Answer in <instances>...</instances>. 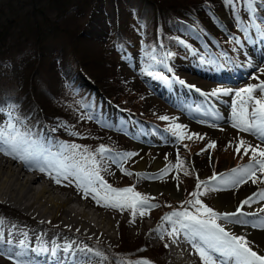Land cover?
Instances as JSON below:
<instances>
[{"label": "rangeland", "instance_id": "1", "mask_svg": "<svg viewBox=\"0 0 264 264\" xmlns=\"http://www.w3.org/2000/svg\"><path fill=\"white\" fill-rule=\"evenodd\" d=\"M2 1L5 0H0V6L3 4ZM127 1L130 5L134 6L139 0ZM215 1L218 5L216 8L213 5L215 11L213 15L210 13L212 17H210L209 22L203 19L202 21L194 20L198 29L191 28L192 41L187 44L189 50L183 55L188 56L186 60L173 55L172 52L165 49L149 50L142 48V45L136 42H134V47L131 51L119 55L118 59L120 65L117 72V79L122 84L126 93H130L129 95L131 97L137 99L139 116H134L131 113L119 114L114 108L107 107L97 102L88 104L87 102L81 101L82 98H77L79 99L78 103H81L80 107L85 111L88 119L92 120V123H94V127L97 126L101 129L96 132L97 135H115L117 136V139H121L123 144V149H115L116 147L112 144L109 148H105L109 151L105 153L103 158L97 153L94 154L95 160L98 161L99 164L101 177L113 188L119 189L133 187L134 191L150 197L151 199L148 203L153 205V207L146 209L143 216L137 212L135 218H133L131 209L120 211L119 209L106 208L100 205L98 207V204L96 206V202L91 196L85 198V194L77 188L74 179H71V181L62 179L60 183H57L55 179L50 178L47 172H39V170H35L34 175L43 178L45 184L50 186L49 189L52 188L51 191L55 192V194L53 193L54 195L60 198L71 195L69 197H72L74 200L70 205L65 207L73 206L78 208L79 204L89 205L87 206V211L91 210L90 212H93V210H96L102 216L105 215L107 218L106 220L111 223V226L108 228V234H102L98 236L99 238L94 235L79 232V229L77 232L74 229L64 226L59 227V231H56L54 224L49 226L50 231L46 230L48 234L54 233L59 238L64 237L66 239L71 235H75L74 238L76 239L81 238V240H93L111 247L118 243L119 236L122 234L130 242H141L142 239H145L148 241L149 246L152 247L150 250L160 255V261H162V264H173L168 259L169 243L171 242L169 239L174 238L167 235V233L171 231V225L168 222H162L163 226H161V223L155 220L156 218H153V213L157 216L163 209H169L171 212L179 210L194 211V208L190 207L186 202L193 199L190 194L193 191H196V184L198 182L197 178L200 182H208L213 174H216L218 177L221 174L226 176L230 174L231 169L250 163V154L243 157L238 156L235 152V147L241 138L249 143L255 144L250 140V137L253 136L238 132L236 129L232 128L231 118L221 120V122L218 119H214L212 115L211 118H199L196 116L192 119L187 114V111L189 110L187 107H190L192 113L200 115L199 112H195L196 108L198 109L199 106L198 102H203L204 99H208L206 98V94L217 88L231 90L230 95H227L228 99H231L234 96L235 91L249 86H258L264 82V73L259 71V69H264V64H260L259 69H250V65L253 63L255 65L257 60L256 56L252 55L251 51L247 48L250 39L253 41L264 39L263 2H256V4L250 5L249 0ZM105 2L110 4L109 0H106ZM104 5L105 9L107 8L108 10L109 5ZM257 5H259V7ZM138 10L140 11L143 9L140 6V8L138 7ZM222 11H225L228 15L227 19L220 17ZM5 19L6 17L2 15L0 9V20L4 21ZM226 27L233 30L237 37L226 34L224 36V45H221L218 40L213 38L211 28L225 32L227 30ZM238 37H240V39H238ZM236 40H239L240 43L237 44L235 42ZM226 42L229 45H226ZM8 49V46L3 49L4 54L2 58H0V73L5 77L10 76L12 72H15L16 75L20 76L23 74L21 69L24 67V61L26 58L28 57L30 60L32 59L30 55L33 54V49L29 44L25 46L23 51L18 53H15L12 48ZM231 56L234 58L235 63L230 60ZM150 63L158 67L156 69V74L158 73L170 82V84L164 88V94L160 93L161 87L152 83L151 79L147 77L148 73H143L144 70H148ZM161 64L167 66V71H165V68H163ZM12 65L14 70L12 69L10 71ZM14 66H16L17 70H15ZM243 70L245 73H243ZM226 75H239L242 76V78L229 83ZM3 76L0 77L2 78ZM83 79L88 82L89 87L98 89L95 83L87 78ZM180 81H184L185 83L181 84ZM175 85L178 86L176 91L179 93V97L170 101L167 98V95L169 94L171 96L170 98L174 97L170 92L174 89ZM151 87L154 88V90H151ZM201 93H204L205 95H202ZM255 95L260 96L259 92ZM178 102H180L182 108L176 107ZM228 106L229 105H222V108L224 110H229L231 106ZM2 111L3 116L0 117V127L5 126L9 121L12 123L17 121V112H12L8 109ZM199 111L203 113L202 111H205V108L202 107ZM180 115L186 117L191 122L199 119L206 124V126L194 127L188 125L181 120ZM162 116L168 117V120H161L160 117ZM32 122L33 119L28 121L30 125ZM136 124L141 130L144 128L148 135L140 138L139 141L135 134ZM174 124L184 126L183 133L185 138L183 140H178L175 136H170L156 126L161 125L167 129V131L172 133L171 128ZM208 125L210 127H208ZM38 127L42 130V135L37 134L38 136L36 139L41 143L43 148L50 153L52 158L59 159L60 154L65 152V149L61 146H69V144L64 140H55L50 134H47L46 130L41 125ZM193 133L202 136L203 139H198L196 136H193L192 139H188L187 137ZM66 136H68V138L73 137L72 135ZM256 140V143H261L258 139ZM140 141L147 142V152L145 154L147 163L146 170L137 169V159L141 155V149L138 147ZM186 141L191 143L190 150H186ZM209 143H214L215 147L207 148ZM124 153H133L134 155L127 161L121 163L117 159V156L118 154ZM158 156L164 158L167 163L165 162L160 169H155L153 160ZM177 156H179L180 161L183 164V170H178L175 167ZM9 157L12 158L11 156ZM238 160H240L241 163H238ZM18 163L27 166L20 160H18ZM169 165H172L173 167L170 168L166 175H161V170ZM23 172L22 175L24 177H27L30 173L26 171ZM125 172L131 173V175H126ZM185 172L188 174L186 175ZM53 175H55L54 171ZM149 181L157 182L164 189L168 185L177 184L181 193L175 196L162 191L164 189H158L160 191H149L146 186ZM212 183L215 184V182ZM248 183L252 186L255 192L264 190V183L258 182L253 184L251 181ZM248 183L242 184L236 189L224 188V186L216 184V187L222 189L219 191H205L202 186L200 191H204L205 194L198 198L207 207L212 208L218 213H223L215 205L217 197L229 193L235 195L236 193H239L240 190L244 189ZM33 186L34 185L32 184V189ZM36 187L37 186H34V189H36ZM79 195L81 196L79 197ZM0 202H4L3 204L8 207L10 212H12L6 215L5 220L0 219V226H3V223H6L12 229L15 226L22 227L23 232H25V226L27 227L29 240H32L33 238L40 240L43 227L35 215L17 209L8 202L2 200H0ZM259 203L264 204V202H254L251 207ZM244 208H248V206H245ZM13 211L20 213V215H16ZM171 212H169V214ZM61 215L60 212L58 216L62 217ZM164 216L165 215H162L161 217ZM25 217L34 222L31 223L26 221ZM261 218H264V215H262ZM241 219L247 221L249 217H241ZM219 223H221L226 230L233 225H242L225 222ZM159 227H162L165 231L163 238L153 236L154 231ZM5 232V229L0 230V241H3L4 244H8V241L10 240L12 242L11 245H18L19 237ZM179 237L182 238L181 240L185 246L184 252L186 253V257L189 259L192 258L195 261H193L194 264H201V260L199 256L195 254L192 245L184 239L183 234H180ZM161 239L167 240L166 243H162L164 244V249L162 248L159 254L157 246L161 242ZM197 243H199V241H197ZM165 245H167V247H165ZM81 247L83 249L85 248L83 245ZM91 254H93V259L90 261L91 264H103V259L100 254L96 252H91ZM211 255H213V258L216 260V264H238L235 258L223 256L218 253H212ZM186 257L183 258L182 262L188 264L189 261ZM10 261L13 260H10L6 254H0V264H12ZM83 264H87V262H84Z\"/></svg>", "mask_w": 264, "mask_h": 264}, {"label": "trees", "instance_id": "2", "mask_svg": "<svg viewBox=\"0 0 264 264\" xmlns=\"http://www.w3.org/2000/svg\"><path fill=\"white\" fill-rule=\"evenodd\" d=\"M105 1H2L0 9L6 19L0 20V58L7 46L18 53L29 44L33 54L24 61L23 74L0 77V107L16 111V126L34 139L42 134L41 125L52 138L91 154L99 145L116 144L113 137L97 139L77 98L135 112L137 102L117 79L119 55L131 51L136 42L142 48H165L183 58L180 47L188 50L192 18L203 17L207 2L139 0L133 6L127 0H109L111 5ZM82 78L95 83L97 91L85 87ZM69 134L73 137L68 138ZM101 246L106 252L97 249L107 264L160 262L144 240L130 242L123 234L117 247Z\"/></svg>", "mask_w": 264, "mask_h": 264}, {"label": "snow or ice", "instance_id": "3", "mask_svg": "<svg viewBox=\"0 0 264 264\" xmlns=\"http://www.w3.org/2000/svg\"><path fill=\"white\" fill-rule=\"evenodd\" d=\"M256 2L257 0H249L250 5L256 4ZM257 6L259 7V5ZM235 42L240 43L239 40ZM259 71L264 73V69H259ZM156 75L159 79H164L158 73ZM180 83L184 84L185 82L180 81ZM257 92H259L260 98H255ZM230 93L231 90L229 89L217 88L206 94V98L227 96ZM201 94L205 95L204 93ZM234 96L236 99L231 102V127L238 132L251 135L261 142L252 144L241 138L236 145V154L241 157L250 154V163L231 169L230 174L226 176L221 174L218 177L213 174L208 182H200L197 178L196 191L190 194L193 199L186 202L194 208V211H173L162 217L163 222H168L171 225V231L167 235L169 237H179L180 234H183L184 239L192 245L195 254L199 256L201 264H216V260L211 255L212 253L235 258L238 264H264V256L253 251L244 237L230 233L219 223L245 224L247 221L241 219V217L255 215L259 223L254 226L264 229V218H261L264 215V204L258 212L244 211L245 206L251 208L254 202H264V190L245 198L235 211L225 213H218L207 207L198 198L205 194L204 191H200L202 186L205 191H219L222 189L216 187V184L222 185L224 188L236 189L249 181L253 184L264 183V146H262L264 145V82L258 86H249L235 91ZM160 119L168 120V117L162 116ZM183 129V125L174 124L171 131L178 140H183L185 138ZM193 136L203 139L202 136L195 133L187 138L192 139ZM61 147L65 149V152L60 154L59 159H54L41 143L33 138L29 131H24L11 121L0 127V152L11 156L13 159L20 160L30 169L34 168L41 172H47L50 178L55 179L57 183H60L62 179L69 181L74 179L77 188L85 194V198L91 196L98 205L119 209L120 211L131 209L133 218H135L137 212L143 216L146 209L153 207L148 203L151 198L134 191L133 187L117 189L104 181L100 175L99 164L95 160L94 154L88 153L87 150L80 151L76 145H62ZM214 147V143L207 145V148ZM108 151L101 146L96 150V153L103 158ZM133 155V153L118 154L117 159L123 163ZM172 167V165H169L162 169L161 175H166ZM175 167L178 170H183V164L179 156H177ZM53 171L55 175H53ZM125 174L131 175L128 172H125ZM185 174L188 173L185 172ZM212 182H215V184ZM0 243H3V241H0ZM11 243L9 240L8 244L11 245ZM21 246H23V242H21ZM70 247L69 245L65 251ZM0 254H3L2 249H0ZM22 255L23 253H17V259L13 260L12 264H29L28 261L20 258ZM53 255L55 256V250H53Z\"/></svg>", "mask_w": 264, "mask_h": 264}, {"label": "bare ground", "instance_id": "4", "mask_svg": "<svg viewBox=\"0 0 264 264\" xmlns=\"http://www.w3.org/2000/svg\"><path fill=\"white\" fill-rule=\"evenodd\" d=\"M220 17L227 19L228 15L225 13V11H222L220 13ZM247 48L251 51L252 55H255L257 57L256 64L254 65L253 63L252 65H250V69L252 68L259 69V65L264 64V55H263L264 39H259L258 41H253V40L249 41ZM161 66L165 68V71L168 69L167 66L165 65L161 64ZM157 68L158 67L156 65L150 63L148 70H144L143 73L144 74L148 73L147 77L151 79L152 83H155L156 85L161 87L160 93L164 94L163 92L164 88L169 84V82L166 79H159L158 77H156ZM243 73H245L244 70ZM0 76H3V74L0 73ZM228 80L232 81L230 77L228 78ZM177 87L178 86L175 85L174 89L170 92L174 96L173 98H170L171 96L169 94L167 95V98L170 101L173 100L174 98L179 97V93L176 91ZM151 90H154V88L151 87ZM255 98H260V96L255 95ZM233 99H236V97L233 96L231 99H228L227 96H223V95L217 97H210L208 99H204L203 102L200 101L198 102L199 106L198 109L196 108L195 112H199L200 115H196L192 113V109L190 107H187L189 109L187 111V114L192 119H194L196 116L199 118L200 117L211 118L213 116L214 119H218L220 121L226 120L231 118L230 117L231 107L229 110H224L222 108V105L231 106V102ZM176 107L182 108V106H180V102L176 104ZM202 107L205 108V111H202L203 113L199 111V109H201ZM1 114L2 113L0 111V115ZM180 117L181 120L188 125H192L194 127L206 126V124H204L199 119L195 120L194 122H191L186 117H183L181 115ZM208 127L210 126L208 125ZM135 134L138 141L140 138L145 137V135H147L144 128L143 130H141L137 124H136ZM250 140L255 144H257L256 138L250 137ZM139 143H138L139 145L138 147H140L141 149V155L137 159V169L146 170L147 163L145 159V154L147 152V148H146L147 142L140 141ZM165 162H166L165 159L162 158L161 156L155 158L153 160L155 169L158 168L160 169V167H162ZM23 171H26L28 173L30 172L29 175L31 176L28 175L27 177H24L22 175ZM34 172L35 169H30V167L21 165L18 163L17 159L10 158L9 155H5L3 152H0V200L12 204L17 209L30 212L31 214L35 215L37 220L41 222L43 227L42 232L40 231L41 232V237L39 241L40 244L38 243L36 244V247L34 248L33 252L29 251V249L26 246L27 244L26 242L28 241H26L25 237H27V239L29 237L27 234V227L25 226H24L25 232L23 231L16 232L18 236L21 235L24 236V237H19V242L17 243L18 245L13 246V245L0 243V249L3 250V254L4 255L6 254V256L10 260L17 259L16 256L17 253H23V255L20 258L28 261L29 264H80V261H82L86 257L91 256V252H89L87 248L83 249L81 247L82 246L81 239L76 240L74 238L75 235H71L69 236L68 239L64 240L63 238H59L54 233L48 234L46 230L50 231L49 226L54 224L56 227L55 229L56 231H59L58 228L61 226L68 227L76 231L79 229V232H83L89 235H94L95 237L99 238L98 236L102 234L104 235L108 234V228L111 226V223L108 220H106L107 218L105 217V215L102 216L98 211L96 210H93V212H90L91 210L87 211V206L89 205L79 204L78 208H75L73 206L65 207L67 205H70L71 202L74 200L72 197L71 198L69 197L71 195L63 196V198L54 195L55 192L51 191L52 188L49 189L50 186L45 184L43 178L34 175ZM32 184L34 186H37L36 189H34V186L32 189ZM146 186L149 191H156V190L160 191L161 189H164L155 181H149L146 184ZM162 191H165L166 193L175 196L181 193L177 184L168 185ZM254 193L256 192L253 190L252 186L248 183L244 187V189L240 190L239 193H236L235 195L229 193L217 197L215 201V205L223 213L233 212L239 206L241 201H243L245 198L249 196H252ZM80 196L81 195H79V197ZM261 206L262 204L259 203L251 208L249 207L244 208V211L258 212ZM60 212L62 214L61 215L62 217L58 216ZM247 217H249V219H247V223L242 225L230 226L228 230L230 231V233L236 236L244 237L251 245L252 250H254L257 254L260 253L261 255H264V229L254 226L259 223L255 215H250ZM0 230H4L3 226H0ZM161 230H163V228H161ZM163 234L164 233H162V235ZM159 236L161 235H159V233L156 231L154 237H159ZM181 239L182 238L180 237H175L169 244L168 259L173 264H186V262L185 263L182 262L183 258L186 257V253L184 252L185 246ZM21 242H23V246H21ZM69 245L71 247L68 248L67 251H65V249ZM53 250H55V256L53 255ZM187 259L189 261L188 264H194L195 261L192 258L191 259L187 258Z\"/></svg>", "mask_w": 264, "mask_h": 264}]
</instances>
